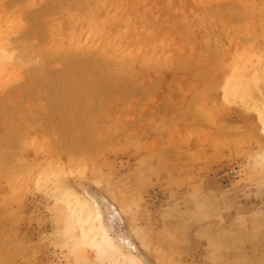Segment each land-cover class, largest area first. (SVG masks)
Listing matches in <instances>:
<instances>
[{"label": "rangeland", "instance_id": "rangeland-1", "mask_svg": "<svg viewBox=\"0 0 264 264\" xmlns=\"http://www.w3.org/2000/svg\"><path fill=\"white\" fill-rule=\"evenodd\" d=\"M4 60L0 264H125L69 193L136 264H264V0H0Z\"/></svg>", "mask_w": 264, "mask_h": 264}, {"label": "bare ground", "instance_id": "bare-ground-1", "mask_svg": "<svg viewBox=\"0 0 264 264\" xmlns=\"http://www.w3.org/2000/svg\"><path fill=\"white\" fill-rule=\"evenodd\" d=\"M193 13H194V11H193ZM194 20H195V18H194ZM188 22H190V21H188ZM67 35H65V36H67ZM6 61L7 60L0 61V62L6 63ZM240 77H242V71H241ZM245 78H246V80H245V82L243 80V82H244L243 84L241 82H238V87H241V85H242V89H239L237 91L233 87V90H234V93L242 95V97L244 98V100H246V102H248L249 104L252 103L254 105V104H256V102H255V99L253 98L252 93H251V88H252V85H254L253 84L254 81L251 78H249L248 76H246ZM262 95H263L262 96V99H263L262 104H264V94L262 93ZM262 108H263V116H264V105ZM68 195L71 198L69 203L71 204L73 212L75 214L74 219L76 218V221H77L76 223H78L77 225L80 226V229L82 231V237L84 238V240H86L88 243H90L92 246H94L99 252H102V253L103 252L104 253L110 252L109 254L117 255L119 258H121L123 260V262L125 264H136L137 260H138L136 253H138V251H139L137 245L132 240H130L128 238L121 237L120 245H118V247H117V245L114 244L115 240L113 241V237L109 233V229H111V228L113 229L114 224L117 223L119 221V219L121 220V222H125L126 220H128L130 222L132 212L130 211L128 204H125L126 202L125 203L120 202L122 209H123L122 212H120L115 207V205H112V208L114 209V215H113V217L109 218L108 220H105L101 203H99L97 200L93 199L90 196H89V198H87L85 194L84 195L86 198H82V197H79L77 195L74 196L72 193H69ZM74 219H73V221L75 222ZM76 250H77V248H76ZM73 251H75V250H73ZM113 264H115V262Z\"/></svg>", "mask_w": 264, "mask_h": 264}]
</instances>
